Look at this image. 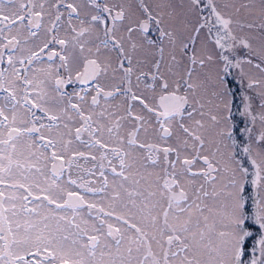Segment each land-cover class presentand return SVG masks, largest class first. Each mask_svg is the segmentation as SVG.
<instances>
[{
  "label": "snow or ice",
  "instance_id": "snow-or-ice-1",
  "mask_svg": "<svg viewBox=\"0 0 264 264\" xmlns=\"http://www.w3.org/2000/svg\"><path fill=\"white\" fill-rule=\"evenodd\" d=\"M0 264H264V0H0Z\"/></svg>",
  "mask_w": 264,
  "mask_h": 264
}]
</instances>
